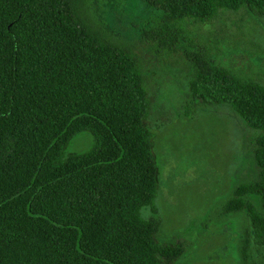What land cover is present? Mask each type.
Segmentation results:
<instances>
[{"label": "trees", "instance_id": "obj_1", "mask_svg": "<svg viewBox=\"0 0 264 264\" xmlns=\"http://www.w3.org/2000/svg\"><path fill=\"white\" fill-rule=\"evenodd\" d=\"M158 51L191 64L186 106L227 104L255 130L257 178L217 207L244 213L240 264H264V83L217 63L185 28L221 10L264 19V0H140ZM136 56L95 0H0V264H174L156 239L160 166ZM87 131L91 145L66 151ZM142 207L152 213L145 218Z\"/></svg>", "mask_w": 264, "mask_h": 264}, {"label": "rangeland", "instance_id": "obj_2", "mask_svg": "<svg viewBox=\"0 0 264 264\" xmlns=\"http://www.w3.org/2000/svg\"><path fill=\"white\" fill-rule=\"evenodd\" d=\"M95 1L105 31L138 59L149 92L148 123L160 166L156 239L184 245L174 264H240L238 239L246 217L216 210L239 181L257 178L255 130L227 104L186 106L191 64L180 52L158 51L144 34L152 12L140 0ZM184 26L217 63L264 83V19L242 9L221 10ZM91 143L90 133L80 131L66 151H84ZM141 214L152 213L142 207Z\"/></svg>", "mask_w": 264, "mask_h": 264}]
</instances>
